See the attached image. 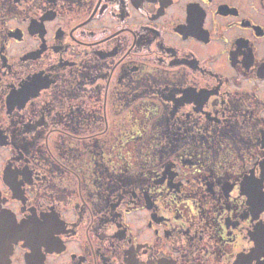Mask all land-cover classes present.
Returning <instances> with one entry per match:
<instances>
[{
	"label": "flooded vegetation",
	"instance_id": "flooded-vegetation-1",
	"mask_svg": "<svg viewBox=\"0 0 264 264\" xmlns=\"http://www.w3.org/2000/svg\"><path fill=\"white\" fill-rule=\"evenodd\" d=\"M0 264H264V0H0Z\"/></svg>",
	"mask_w": 264,
	"mask_h": 264
}]
</instances>
